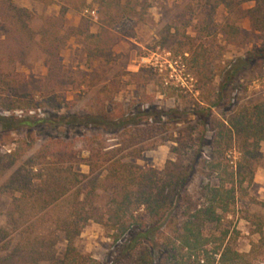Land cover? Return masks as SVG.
Returning a JSON list of instances; mask_svg holds the SVG:
<instances>
[{"label":"trees","instance_id":"16d2710c","mask_svg":"<svg viewBox=\"0 0 264 264\" xmlns=\"http://www.w3.org/2000/svg\"><path fill=\"white\" fill-rule=\"evenodd\" d=\"M155 2L142 0L147 7ZM246 3L251 5L243 9ZM99 5L98 30L93 34L83 14L76 26H66L65 10L60 9L57 17H44L41 25L35 26L29 10L16 6L13 0H0L2 111L59 104L49 85L60 74V52L70 39L81 40L89 58L110 57L118 42L112 28L123 18L139 13L130 0H99ZM219 5L226 16L213 30L226 45L240 48L264 33V0L209 3L210 8ZM243 19L249 24L248 31L239 25ZM171 29L167 27V31ZM178 32L175 29L174 34ZM33 51L44 56L47 67L44 91L39 96L18 92L21 75L16 67L25 64ZM91 109H95L92 115L71 118V124L98 127L110 123L120 131L119 136H125L119 147H102L96 137H86L69 142L49 140L31 154L34 143L21 141L12 151L0 153V199H9L5 213H0L5 220L0 227V264H99L74 245L91 222L110 233L113 242L135 232L116 264H154L137 240L146 238L161 222H167L170 236L159 264H259L264 256L263 224L254 225L252 234L258 240L244 254L234 248L228 231L218 228L215 235L207 236L204 229L221 225L238 198L246 195L256 171L264 166V102L240 105L219 119L209 118L204 109L197 113L198 126L210 128L211 137L209 154L196 165L197 172L208 179L196 201L186 192L192 169L182 163L185 142L180 134L167 139L175 144L171 149L174 160H167L160 172L142 168L130 160L154 148L147 142L150 136L160 134L158 126L141 127L134 123L137 116L112 123L99 111L98 104ZM151 114L149 110L139 113ZM43 122L49 120L23 119L12 127ZM77 142L82 149L76 148ZM196 143L197 148L207 144L203 136ZM197 157L194 153L190 160ZM82 165L88 168L87 174L77 171Z\"/></svg>","mask_w":264,"mask_h":264},{"label":"rangeland","instance_id":"374dc122","mask_svg":"<svg viewBox=\"0 0 264 264\" xmlns=\"http://www.w3.org/2000/svg\"><path fill=\"white\" fill-rule=\"evenodd\" d=\"M130 1L139 14L123 18L112 28L118 42L109 58H89L87 47L78 39H70L61 50L60 74L49 85L59 104H43L32 110L0 109V153L12 151L21 141L34 143L31 154L49 140L69 142L86 137H96L102 147H119L125 136H119L120 131L110 123L98 127L71 124V118L92 115L95 109L91 108L96 103L109 122L137 116L134 123L137 121L141 127L158 126L160 134L150 136L147 142L154 144V148L130 160L142 168L160 172L167 160H174L171 149L175 144L167 139L180 134L185 142L182 163L192 169L186 192L196 201L200 188L208 180L197 172L196 165L209 154L211 137L210 128L198 126L197 113L204 109L209 118L219 119L240 105L264 102V33L257 34L243 47L228 46L213 30L224 20L226 12L220 5L210 8L212 0H156L149 7L142 0ZM13 3L32 13L35 26H40L44 17H57L60 9H64L66 26H76L83 14L89 19L90 32L95 34L98 30L99 0H13ZM250 5L246 3L242 8L248 9ZM239 25L243 31L249 30L246 19ZM167 27L172 29L167 31ZM175 29L179 30L178 35L174 34ZM16 70L21 75L20 94L39 96L44 91L47 67L42 54L33 51ZM171 93L173 97L169 96ZM143 110L152 114L140 116ZM23 119L49 122L12 127ZM127 127H131L130 123ZM202 136L207 144L197 148L196 140ZM76 148L82 149L79 142ZM261 152L264 156V145ZM194 153L198 157L191 161ZM77 171L87 174L88 168L82 165ZM8 204V198L0 199L1 214ZM257 223L264 228V166L256 171L246 195L238 198L221 225L207 226L204 235H215L218 228L228 231L234 248L244 254L258 240L252 234ZM4 225L1 217L0 227ZM134 234L113 242L110 233L91 222L82 229L74 245L99 264H116ZM169 236L167 222H161L137 243L147 249L154 264H159ZM58 250H62V245ZM259 264H264V256Z\"/></svg>","mask_w":264,"mask_h":264},{"label":"built area","instance_id":"2783aa9c","mask_svg":"<svg viewBox=\"0 0 264 264\" xmlns=\"http://www.w3.org/2000/svg\"><path fill=\"white\" fill-rule=\"evenodd\" d=\"M85 13L88 14V11H85ZM90 14H91L92 16H94V15H95V12H94V11H91ZM168 67H169V68H172V65L169 63V64H168Z\"/></svg>","mask_w":264,"mask_h":264}]
</instances>
